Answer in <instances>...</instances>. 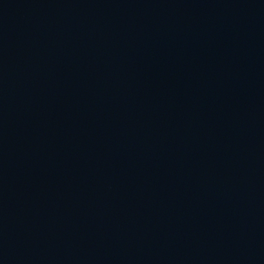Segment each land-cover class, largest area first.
<instances>
[{
	"label": "water",
	"instance_id": "95a60500",
	"mask_svg": "<svg viewBox=\"0 0 264 264\" xmlns=\"http://www.w3.org/2000/svg\"><path fill=\"white\" fill-rule=\"evenodd\" d=\"M0 264H264V0H0Z\"/></svg>",
	"mask_w": 264,
	"mask_h": 264
}]
</instances>
